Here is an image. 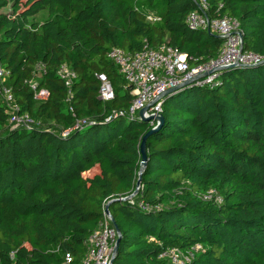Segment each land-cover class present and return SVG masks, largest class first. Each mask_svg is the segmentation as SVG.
I'll list each match as a JSON object with an SVG mask.
<instances>
[{
    "label": "trees",
    "instance_id": "obj_1",
    "mask_svg": "<svg viewBox=\"0 0 264 264\" xmlns=\"http://www.w3.org/2000/svg\"><path fill=\"white\" fill-rule=\"evenodd\" d=\"M207 3L209 16L238 21L243 51L262 62L166 99L129 197L152 127L128 115L132 87L109 50L135 52L145 40L177 48L194 67L214 58L222 40L187 27L194 0H0L5 84L37 122L12 128L0 102V264H81L107 203L120 231L111 264H165L161 250L196 243L203 250L188 264H264V0ZM44 10L48 18L35 22ZM62 63L77 74L69 102ZM99 75L114 91L108 102ZM32 81L46 100L34 99ZM210 189L220 202L201 198Z\"/></svg>",
    "mask_w": 264,
    "mask_h": 264
},
{
    "label": "built area",
    "instance_id": "obj_2",
    "mask_svg": "<svg viewBox=\"0 0 264 264\" xmlns=\"http://www.w3.org/2000/svg\"><path fill=\"white\" fill-rule=\"evenodd\" d=\"M194 1L197 2L198 7L187 15L185 23L190 30L207 31L222 40L221 47L214 58L190 67L186 55L177 48L168 45L151 48L145 40L141 49L135 52H127L117 47H112L108 52V58L116 65L126 83L132 87L133 99L127 110L128 115L141 120L139 112L146 109L142 117L150 118L148 123L151 127L158 123L156 117L162 112L163 94L169 88L188 81L193 85L212 88L220 72L228 66L234 63L254 65L262 62V57L259 55L243 51V49L240 51L242 31L234 17L209 16L207 0ZM57 73L68 89L66 102H69L70 88L77 74L65 63L59 66ZM6 76L7 71L0 61V102L4 103L7 108L9 125L12 128L36 125L37 122L29 114L22 112L20 106L14 101L11 89L5 84ZM98 78L101 81L99 98L104 102L112 100L114 91L110 82L104 75H99ZM30 87L34 99L40 101L47 99L48 91L43 88L39 89L37 81H32ZM69 110L72 111V108L69 107ZM78 127L79 123H76L73 129ZM70 130H62L61 135L67 136ZM201 198L203 200L214 198L215 202L221 200L214 189L201 194ZM104 207V220L98 229L88 236L87 252L81 264H110L117 233L109 215L105 214ZM202 250V245L199 243L187 249L170 247L161 250L158 258L164 260L165 264H188ZM65 257L66 261L70 262V256L67 254Z\"/></svg>",
    "mask_w": 264,
    "mask_h": 264
},
{
    "label": "water",
    "instance_id": "obj_3",
    "mask_svg": "<svg viewBox=\"0 0 264 264\" xmlns=\"http://www.w3.org/2000/svg\"><path fill=\"white\" fill-rule=\"evenodd\" d=\"M216 37H218L217 35H215ZM240 39H241V42L243 40V35H242V32L240 33ZM242 50V43L240 45V51ZM238 66H247V65H240L238 63H234L230 66L227 67L228 68H233V67H238ZM223 69V68H222ZM212 72V71H211ZM210 72V73H211ZM190 84V81L188 82H183V83H180L174 87H171L169 88L163 95H164V99H163V103L166 101L167 98H169L170 96L176 94L177 92L181 91L183 88L187 87L188 85ZM144 110L146 109H143L139 112V117L140 119L143 121V122H147L149 121V119H145L142 117V114L144 112ZM157 120H158V123L152 127L142 138L141 142H140V145H139V153H140V156H141V161H140V170H139V173H138V180L136 181V185H135V189L133 191V193L129 196V197H133L137 191L139 190V186H140V178H141V175H142V170L144 169L145 165H146V160H147V157H146V149H145V141L147 139V137L155 132L159 127L160 125L162 124L163 122V118L161 115L157 116L156 117ZM129 197H126V198H129ZM125 198V199H126ZM118 201V200H117ZM109 204L110 203H107L104 207V212L105 214L109 215L110 217V214H109ZM110 220H111V217H110ZM111 223H112V220H111ZM113 227L114 229L116 230V233H117V239L115 241V244H114V247H113V251H112V257L113 255L117 252V249H118V244H119V235H120V231H119V228L113 224ZM112 257H111V260H110V264L112 263Z\"/></svg>",
    "mask_w": 264,
    "mask_h": 264
},
{
    "label": "rangeland",
    "instance_id": "obj_4",
    "mask_svg": "<svg viewBox=\"0 0 264 264\" xmlns=\"http://www.w3.org/2000/svg\"><path fill=\"white\" fill-rule=\"evenodd\" d=\"M34 0H23V3H24V6H27L29 5L31 2H33ZM2 11H8L7 9H4ZM48 18V13L46 10L38 13L34 18L33 20L37 23H41L43 22L44 20H46ZM41 73H42V70L41 68H39L36 72V77H40L41 76ZM217 194V193H216Z\"/></svg>",
    "mask_w": 264,
    "mask_h": 264
}]
</instances>
